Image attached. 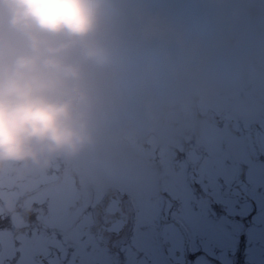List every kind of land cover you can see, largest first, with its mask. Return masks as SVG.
Instances as JSON below:
<instances>
[{"label": "snow or ice", "instance_id": "1", "mask_svg": "<svg viewBox=\"0 0 264 264\" xmlns=\"http://www.w3.org/2000/svg\"><path fill=\"white\" fill-rule=\"evenodd\" d=\"M190 119L113 184L55 166L0 180V264H264V118Z\"/></svg>", "mask_w": 264, "mask_h": 264}, {"label": "flooded vegetation", "instance_id": "2", "mask_svg": "<svg viewBox=\"0 0 264 264\" xmlns=\"http://www.w3.org/2000/svg\"><path fill=\"white\" fill-rule=\"evenodd\" d=\"M226 1L138 0L137 9L148 20L147 28H139L136 49L126 55L124 49H105L108 63L88 69L83 86L90 92L89 138L68 167L94 181L139 182L147 178L151 153L164 147L190 119L221 120L230 109H234L233 120L241 124L255 127L264 118L258 111L264 114V93L256 90L249 103L257 109L246 112L235 105L225 109ZM239 1L244 9L241 24L251 17L244 25L257 45L253 62L264 61V26L260 25L264 18H254L255 11L264 10V0ZM127 22L125 16L117 25L123 29ZM127 43L126 37L121 39V44ZM227 63L233 73L232 62ZM190 71L193 82L187 78ZM233 84L242 94V84ZM181 101L186 105L181 107ZM60 164L64 165V154L42 155L38 161H0V180L25 184L33 175Z\"/></svg>", "mask_w": 264, "mask_h": 264}, {"label": "clouds", "instance_id": "3", "mask_svg": "<svg viewBox=\"0 0 264 264\" xmlns=\"http://www.w3.org/2000/svg\"><path fill=\"white\" fill-rule=\"evenodd\" d=\"M99 0H0V161L75 154L89 138L86 66Z\"/></svg>", "mask_w": 264, "mask_h": 264}, {"label": "rangeland", "instance_id": "4", "mask_svg": "<svg viewBox=\"0 0 264 264\" xmlns=\"http://www.w3.org/2000/svg\"><path fill=\"white\" fill-rule=\"evenodd\" d=\"M134 1H136V0H134ZM127 8L129 11L130 3L127 5ZM109 9L110 8H106L104 6V4L100 5V11H99V16H98V20H97V29L101 30V31L106 29L107 33H113V31L115 30V27H114V25H110V21L108 19H111V21H113L112 19H114V18H112V15L114 14V11L110 10V13L107 16V18L105 16V14L107 13V11ZM123 12H124V10H123ZM130 24L131 23H129V25H128V30H129ZM243 33L236 43V47L239 48V51H240L239 55L233 61H231L232 63L230 64V67L234 68L235 71L232 73L230 71V69L228 68V64L227 63L224 64V74L223 75H224V82H225L224 85L226 87V90L224 91V105H225V109L228 107H231L232 105H235V107H239V108H241V110H245L246 112H248V111H252V108L257 109V107L252 106L249 103V100L252 97V92H254L256 90V91H259L261 93H264V70L261 73L257 74L258 76L254 77L253 75H250L248 77V79L244 81V82H247L248 87L243 82V85H241V88H242L241 93L242 94L235 91V89H234L235 85L233 84V82L236 83V78H237L236 74L239 71H241V69H246L250 72V70H252L255 66L260 65V66L264 67V61H257V62L252 63V62L246 60V57L244 55V54H246L245 53V46H244L243 42L248 40V39H251V34H250L251 32H249L248 29L245 28V31ZM262 43H263L262 52H264V40L262 41ZM127 44H124V45L122 44V46H115V45L110 44V42H107V46H103L102 44H100V45L103 48L107 47V49H112V50L124 49V50H126V53H124V55H126L127 52L129 50H131V45L130 44L127 45ZM210 45H209V47H210ZM226 60L230 61V55L227 53H226ZM94 65L95 64H93V65L89 64L86 67H93ZM205 72H206V70H203L200 75H202L204 77ZM252 73H255V69L252 70ZM199 77L200 76H198L197 79H199ZM259 77H260V80H259ZM187 78H188L189 82H193L194 81L193 72L190 71ZM252 82L253 83L259 82V83H258V85L253 84L250 86V84ZM97 84L101 85V86L103 85V84H99L98 82H97ZM256 106H257V104H256ZM258 111H259V114L261 116H264V114H262L260 112V110H258Z\"/></svg>", "mask_w": 264, "mask_h": 264}, {"label": "water", "instance_id": "5", "mask_svg": "<svg viewBox=\"0 0 264 264\" xmlns=\"http://www.w3.org/2000/svg\"><path fill=\"white\" fill-rule=\"evenodd\" d=\"M229 7H230V11L228 14L226 25L228 32L231 33L230 35L235 36L239 28V23H240L239 20L242 14V5L237 1L230 0ZM134 17H135L134 20H136V18H138V14H135Z\"/></svg>", "mask_w": 264, "mask_h": 264}]
</instances>
